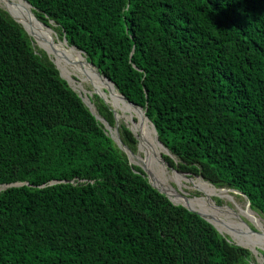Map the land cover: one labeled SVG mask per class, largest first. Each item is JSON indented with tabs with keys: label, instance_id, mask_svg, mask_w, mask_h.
Instances as JSON below:
<instances>
[{
	"label": "trees",
	"instance_id": "obj_1",
	"mask_svg": "<svg viewBox=\"0 0 264 264\" xmlns=\"http://www.w3.org/2000/svg\"><path fill=\"white\" fill-rule=\"evenodd\" d=\"M25 1L145 110L170 168L264 216V0ZM18 22L0 6V186L21 183L0 188V264H250L150 185Z\"/></svg>",
	"mask_w": 264,
	"mask_h": 264
},
{
	"label": "bare ground",
	"instance_id": "obj_2",
	"mask_svg": "<svg viewBox=\"0 0 264 264\" xmlns=\"http://www.w3.org/2000/svg\"><path fill=\"white\" fill-rule=\"evenodd\" d=\"M0 5L4 10L8 11L13 17H15L16 20L28 26L32 36L35 38L38 44L46 50V52L52 58L54 64L63 74L76 75L82 83L85 82L90 84L94 90L99 92L104 97L106 103H110L113 109L120 110V112L123 113L122 116L125 115L126 119L132 121L133 116L138 118L137 122H133L134 128L138 132L137 138L141 142V146L146 150H149V152H151L154 156L149 157L146 163L141 160L144 163L142 166L148 170L150 175L157 176V178H153L155 184L160 185V188L165 189L172 196L171 200L173 203H183L190 208L207 215L219 229L226 230L230 234L235 235L236 238L241 242H245L243 245L246 247L254 248L255 245H259L260 247L264 248L263 227H261L262 231L260 230V233L253 235L245 225L244 226L247 230L240 226L237 221L232 220V218H236V216L229 212L225 206L218 207L213 205H204L198 200L184 196V193L182 194L174 190L172 186L166 183V181H177L179 183H182L183 181L187 182V178L183 177V175L179 174L175 170H171L169 172L164 166V163L160 162L161 152L164 150L162 149L163 147H161V145L155 141L151 130L149 129L148 125L150 124L147 119L144 116H141L134 106L120 98L115 87L96 73L94 67L86 61L85 57L79 50L73 46H69L65 42L56 41L54 37V31L50 27L44 26L40 22L36 21L33 16L28 13L30 11V7L23 0H0ZM104 89H108V96ZM116 113L118 118L121 117L118 112ZM150 158L151 161H149ZM154 158L156 160H154ZM197 180H199L205 186V190L207 192L215 193L214 188L212 186H208L207 181H203L199 176H197ZM226 191L227 190L222 188L216 193L223 196L224 198H227V195L225 194ZM176 192H178L180 195H177ZM247 214L249 213L247 212ZM217 216H223L233 226L232 229H227L224 223L218 221ZM241 231L243 233H241Z\"/></svg>",
	"mask_w": 264,
	"mask_h": 264
},
{
	"label": "rangeland",
	"instance_id": "obj_3",
	"mask_svg": "<svg viewBox=\"0 0 264 264\" xmlns=\"http://www.w3.org/2000/svg\"><path fill=\"white\" fill-rule=\"evenodd\" d=\"M1 6V5H0ZM2 8V7H1ZM15 18V17H14ZM18 21V20H17ZM21 23V22H20ZM23 24V23H21ZM28 33H29V37L31 39V43H32V47L35 49V51H41L43 53H45V55L52 61V58L50 57V55L46 52L45 49H43L38 42L35 40V38L32 36L30 29L28 28V26L26 24H23ZM52 29V28H51ZM53 30V29H52ZM54 31V30H53ZM54 37L56 41H61L63 42L62 38L59 37L58 33L56 31H54ZM84 57L85 55L82 54ZM53 62V61H52ZM54 63V62H53ZM55 65V64H54ZM56 66V65H55ZM57 67V66H56ZM57 69L59 70V68L57 67ZM60 75L65 78L68 82V85L77 93L79 94L83 101L87 104V106L92 109V111H94L95 113H97L96 111V107H95V99L93 97V95L95 94V91L92 86L88 83L85 82H81L76 75H71V74H63L60 70ZM63 74V75H62ZM104 91L107 93L108 96V91L106 89H104ZM111 109L112 106L110 103H106ZM115 110V109H113ZM116 112H118L119 115H121V117H117L118 122L125 124L128 128H130L133 132V134L137 137L138 132L137 130L134 128L133 122H137L138 118L136 116H133V120H129L126 119L125 115H123L122 112H120V110L116 109ZM129 122V123H128ZM149 129L151 130V133L155 139V135L153 133V130L151 128L150 125ZM108 133L113 134V127H111L108 131ZM156 141V139H155ZM157 142V141H156ZM141 142L138 140L137 138V147H136V151L133 152L134 156H130L129 154L128 156V160L130 163H135L136 165L138 164L139 166L144 163H146L148 161L149 157H152L153 154L151 152H149V150H146L144 147L141 146L140 144ZM162 147V146H161ZM144 148V149H143ZM144 152H143V150ZM163 149V148H162ZM148 151V152H147ZM163 154V152H161V155ZM149 155V156H148ZM138 156V158H137ZM154 157V156H153ZM144 161V163L142 161ZM154 160H156L154 158ZM149 161H151V158L149 159ZM164 166L166 167V169L170 172L172 170V168H170L169 166H167L166 164H164ZM141 168V167H140ZM148 171V170H147ZM146 175V174H145ZM151 176L153 175H146L147 179H149V182L151 183H155L153 178H157V176H153L151 178ZM184 177V176H183ZM187 182H181L179 183L177 181H166L167 184H169L170 186H172V188L180 193H184V196H188L192 199L198 200L200 203L202 204H206V205H210V206H218V207H222L225 206L226 209L231 212L232 214H234L236 216V218H232V220L237 221V223L242 226L244 229H251L256 233H260V230L262 231V228H264V216L256 213L255 211L251 210L248 206V203L245 199V197L243 195H241L240 193H238L237 191H232V190H228L227 188H224L226 191V195L227 198H224L221 195H218L216 192L219 191L222 188H214L211 184H208V186H212L215 190V193L212 192H207L205 190V186L199 181L197 180V176H190V177H186ZM203 180V179H202ZM204 181V180H203ZM206 182V181H205ZM157 186L161 187L160 185L156 184ZM218 189V190H217ZM206 193V194H205ZM225 196V195H224ZM172 197V196H171ZM199 197V198H197ZM231 197V198H230ZM230 198V199H229ZM226 199V200H225ZM229 199V200H228ZM246 209V210H245ZM246 211V212H245ZM251 211V212H250ZM247 212L249 214H247ZM256 215V216H255ZM249 216V218H248ZM255 216V217H252ZM240 218V219H239ZM253 218V219H252ZM218 221L222 222L225 224L226 228L231 230L232 229V225L223 217V216H217ZM211 220V218H210ZM245 223V224H244ZM258 224V225H257ZM246 228H245V226ZM217 227V226H216ZM217 229L222 233L223 236H225L227 239H229L230 241L234 242V243H240V244H244L245 242H241L239 239L236 238L235 235L230 234L229 232H227L226 230H221L217 227ZM246 229V230H247ZM241 233H243L241 231ZM253 235H257L256 233L251 232ZM245 246V245H244ZM257 251H254L251 253L250 256V264H264V258L263 256H261V254L259 253V250H262L264 248L260 247L259 245H255L254 246Z\"/></svg>",
	"mask_w": 264,
	"mask_h": 264
},
{
	"label": "water",
	"instance_id": "obj_4",
	"mask_svg": "<svg viewBox=\"0 0 264 264\" xmlns=\"http://www.w3.org/2000/svg\"><path fill=\"white\" fill-rule=\"evenodd\" d=\"M24 2H26L27 3V5L30 7V11L28 12L29 14H31L32 16H33V18L36 20V21H38L37 19H36V17L34 16V14H33V12L31 11V5L27 2V1H25V0H23ZM6 11V10H5ZM16 22H18L8 11H6ZM38 22H40V21H38ZM19 23V22H18ZM41 24H43L42 22H40ZM20 24V23H19ZM21 26H22V28L24 29V31L27 33V35L28 36H30L29 35V33H28V31H26V29H25V27L22 25V24H20ZM44 26H46L45 24H43ZM48 27V26H47ZM62 40H63V42H65V43H67L66 42V39L63 37L62 38ZM81 52V51H80ZM82 53V52H81ZM87 61V60H86ZM88 62V61H87ZM90 65H92L93 66V64L92 63H90V62H88ZM56 67V66H55ZM94 67V69L96 70V73L98 74V75H100V76H102L106 81H108L110 84H112L113 86H114V84L109 80V79H107L106 77H104L100 72H99V70L95 67V66H93ZM57 68V67H56ZM59 74H60V72H59ZM61 76V75H60ZM62 77V76H61ZM63 78V77H62ZM65 79V78H64ZM66 80V79H65ZM67 81V80H66ZM68 83V82H67ZM107 91H108V89H106ZM118 92V91H117ZM95 94L96 95H98L105 103H106V101H105V99H104V97L99 93V92H97V91H95ZM118 94H119V96H120V98H122L123 100H125L127 103H129V104H131L132 106H134L137 110H138V112H139V114L141 115V116H144L146 119H147V121L149 122V124H150V126L152 127V130H153V133H154V135H155V139H156V141L163 147V154H168V151H167V149L161 144V142L158 140V138H157V135H156V131H155V129H154V126L152 125V123L148 120V118L145 116V110L144 109H142L141 107H139V106H137V105H135L134 103H132V102H130L129 100H127L121 93H119L118 92ZM79 95V94H78ZM80 96V95H79ZM81 97V96H80ZM81 99H82V97H81ZM82 101H83V99H82ZM84 102V101H83ZM85 103V102H84ZM86 104V103H85ZM87 105V104H86ZM89 108V107H88ZM89 110L91 111V113L95 116V118L97 119V120H99L103 125H104V127L106 128V130L107 131H109V129L111 128V126H109L108 125V123L102 118V117H100L97 113H95L94 111H92V109H90L89 108ZM112 112H113V116H114V121H115V123H114V126H113V134H111V133H109L110 134V137L112 138V140H114V142L117 144V146L119 147V148H121L127 155L129 154L130 156H133V157H135L134 156V153L125 145V144H123L122 143V141L120 140V138H119V133H118V126H119V122H118V120H117V113H116V111L115 110H113L112 109ZM130 129V128H129ZM131 130V129H130ZM132 131V130H131ZM133 133V132H132ZM136 137V136H135ZM136 139H137V137H136ZM139 140V139H138ZM160 162L161 163H164V164H166L167 166H169L165 161H164V159L162 158V157H160ZM135 164V163H134ZM138 165V164H137ZM139 166V165H138ZM140 167H141V169L143 170V172L146 174V175H150L149 174V172L147 171V169L144 167V166H141L140 165ZM173 169V168H172ZM173 170H176V169H173ZM177 171V170H176ZM178 172H180V171H178ZM180 173H182V174H184V175H187L188 176V174H186V173H183V172H180ZM151 178H152V176H151ZM148 182H149V179H148ZM150 183V185L152 186V187H154L155 189H157L159 192H161V193H163L165 196H167L168 198H169V200H171V195L165 190V189H162V188H160L159 186H157L155 183L153 184V183H151V182H149ZM21 183H13V184H8V185H1L0 186V188H6V187H8V186H17V185H20ZM214 187V186H213ZM215 188V187H214ZM176 194L177 195H180L178 192H176ZM185 198V197H184ZM172 201V200H171ZM175 204H177V203H175ZM179 204H181V205H183L185 208H187L188 210H190V211H194V212H196L199 216H201L203 219H205L206 221H208V222H210L216 229H217V227H216V225L214 224V222L212 221V220H210V217H208L207 215H205V214H203V213H201V212H199V211H196V210H194V209H192V208H190L189 206H187V205H185V204H183V203H179ZM245 224V223H244ZM247 226V225H246ZM218 230V229H217ZM219 231V230H218ZM249 231H251V232H253V233H256V232H254L253 230H251V229H249ZM220 232V231H219ZM236 244H238V245H241V246H244V245H242V244H240V243H236ZM246 247V246H245ZM248 249L250 250V251H252V252H254V251H257V249L254 247V248H249L248 247ZM262 251H264V249H262Z\"/></svg>",
	"mask_w": 264,
	"mask_h": 264
}]
</instances>
